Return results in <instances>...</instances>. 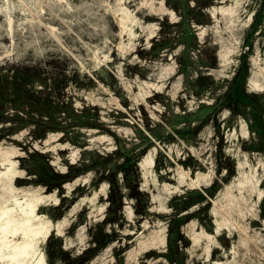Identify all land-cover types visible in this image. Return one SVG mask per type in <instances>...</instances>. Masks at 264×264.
<instances>
[{"label":"rangeland","instance_id":"obj_1","mask_svg":"<svg viewBox=\"0 0 264 264\" xmlns=\"http://www.w3.org/2000/svg\"><path fill=\"white\" fill-rule=\"evenodd\" d=\"M0 264H264V0H0Z\"/></svg>","mask_w":264,"mask_h":264}]
</instances>
